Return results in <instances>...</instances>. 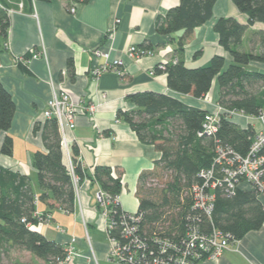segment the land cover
<instances>
[{"label": "crops", "instance_id": "obj_1", "mask_svg": "<svg viewBox=\"0 0 264 264\" xmlns=\"http://www.w3.org/2000/svg\"><path fill=\"white\" fill-rule=\"evenodd\" d=\"M5 1L10 28L7 40L0 46V82L11 94L16 110L9 131L0 133V147L6 135L13 139V155L0 154V166L23 175L36 173L33 154L46 148L41 133H35L34 127L45 122L43 112L54 89H64L78 107H86L90 102L97 105L94 114H78L76 126L66 129L69 153L63 151L64 164L68 166L69 155L73 158L72 149L77 146L78 160L91 174L98 166L112 168L121 175L120 208L136 212L140 206L139 178L144 171L153 169L162 154L155 145L142 142L128 123L118 119L120 110L136 109L127 97L154 92L210 113L216 112L218 107L217 81L205 98L197 99L172 91L167 85V75L154 73L157 65L174 59L177 39L182 33L161 35L158 26L180 0H88L79 3L75 13L70 11L73 2L67 0ZM222 17H233L242 24H247L248 20L233 0H217L213 18L196 28L185 43L184 61L188 67H206L215 55L231 62L230 54L220 45L219 34L214 29L216 21ZM258 30H264L263 23L257 22L248 29L244 50H252V33ZM143 45L153 54L139 60L126 55L131 46ZM97 49L109 52L111 60H123L125 74L109 71L94 79L89 70L96 63L93 52ZM29 52L40 56L29 60L26 72L16 58ZM70 60L74 64V77L69 72ZM104 62L105 59L100 58L99 63ZM251 66L264 73L262 65L253 63ZM230 119L242 128L251 125L255 130L261 128L257 119L247 115ZM78 187L80 202L76 199L74 213L50 209L48 204L38 201L37 216L46 214V217L33 230L65 248L75 237L73 244L80 256L71 264H110V219L95 201L100 187L88 178L78 183ZM259 199L264 206V196ZM30 257L31 264H47L36 256L30 254ZM204 264H264V223L259 230L250 231L233 243L219 259L206 260Z\"/></svg>", "mask_w": 264, "mask_h": 264}, {"label": "trees", "instance_id": "obj_2", "mask_svg": "<svg viewBox=\"0 0 264 264\" xmlns=\"http://www.w3.org/2000/svg\"><path fill=\"white\" fill-rule=\"evenodd\" d=\"M67 1L85 3L88 0ZM216 2L180 0L178 6L167 12L159 23L158 33L182 34L177 39L174 59L157 65L154 73L166 74L167 85L172 91L197 99L205 98L217 81L218 105L226 111L256 118L264 111V73L251 65L257 63L264 67V30L252 33V50H244L243 42L250 27L257 22L264 24V0H233L239 11L248 17L247 24L233 17H222L216 21L214 29L219 34L220 45L232 58L230 63L223 56L215 55L206 67L190 68L185 64V43L196 28L213 18ZM9 28L8 5L5 0H0V46L7 40ZM256 46L257 50L254 49ZM143 47L148 48L146 45ZM24 57L32 59L33 53L29 52ZM19 65L28 71L24 64ZM68 67L71 77H74L72 60ZM127 99L136 109L120 110L118 119L128 123L142 142L155 145L162 154L153 169L144 171L139 178L137 196L144 220L138 237L144 245L157 253L158 245L152 241L153 238L167 237L176 241L194 226L207 231L215 227L230 234L234 242L263 226L261 195L247 184L238 187L232 196L217 192L211 219L204 214L198 218L200 222H191L196 214L192 212L190 192L194 184L201 182L200 172L213 165L218 144L229 145L234 151L246 155L255 134L252 126L242 128L225 113L216 134L199 137L208 111L154 92L131 94ZM15 110L11 94L0 82V133L11 128ZM34 132L41 133L46 148V151L33 154L32 165L36 173L23 175L0 166V262L13 249L27 251L47 264H58V260L66 255L64 246L31 228L46 217V214L40 218L37 216L38 201L48 204L50 209L59 208L68 213H74L76 207V187L68 166L63 162L62 137L57 121L47 119L36 124ZM13 148V139L6 135L0 154L12 156ZM72 151L79 183L88 178L113 198L121 194L123 186L118 172L98 166L91 174L78 160L79 148L74 146ZM152 177L161 182L160 187L147 186ZM98 207L101 209L99 204ZM110 209L118 211L120 208L111 206ZM109 236L121 240L118 229L109 232Z\"/></svg>", "mask_w": 264, "mask_h": 264}, {"label": "built area", "instance_id": "obj_3", "mask_svg": "<svg viewBox=\"0 0 264 264\" xmlns=\"http://www.w3.org/2000/svg\"><path fill=\"white\" fill-rule=\"evenodd\" d=\"M80 2H73L70 7L72 13L76 12V6ZM95 56L94 65L89 72L94 79H98L103 73L113 71L119 75L125 74L124 62L121 59L111 60L110 53L97 49L93 52ZM151 49L143 46H131L126 55L130 59L139 60L145 56L152 55ZM39 53L33 52L32 58H38ZM100 58H104V63H99ZM30 59L24 56L17 57L16 61L26 65ZM167 63V62H166ZM164 63H161L162 65ZM97 105L90 102L86 107H78L72 100L71 94L64 89H54L51 99L43 112L44 118L55 119L62 137L63 151L69 153L68 143L65 138L66 129H73L76 126L78 114L86 112L94 114ZM227 113L229 117L238 114L226 111L218 105L217 111L208 113L202 125L199 137L212 136L217 133L221 116ZM255 119L261 123V128L255 130L251 147L246 155H242L229 145H219L215 149L213 157L214 163L208 169H203L199 177L200 183L194 184L190 192L192 198L193 223L200 222L198 218L207 215L211 219L215 209L217 192L220 194L234 195L236 189L243 184L256 189L264 196V111ZM68 169L73 176V180L78 193L79 177L75 174V164L69 155ZM148 187H160L161 182L152 177L148 180ZM78 199V195L76 197ZM95 201L102 208L103 214L108 216L110 224L108 232L119 230L121 240L111 239L112 248L109 253V260L115 264H204L206 260H217L232 243V237L215 227L210 231L201 230L194 226L192 230L186 231L185 235L172 241L169 238H153L152 241L158 245V252L144 245L145 243L138 237L140 225L144 220L143 213L139 211L127 212L120 208L118 196L113 198L103 190H99L95 196ZM111 206L120 208L110 209ZM117 219H114V218ZM119 224V225H118ZM36 229V226H31ZM75 239L66 248L64 258L58 260V264H71L80 256L79 251L74 246ZM149 255V256H148Z\"/></svg>", "mask_w": 264, "mask_h": 264}, {"label": "rangeland", "instance_id": "obj_4", "mask_svg": "<svg viewBox=\"0 0 264 264\" xmlns=\"http://www.w3.org/2000/svg\"><path fill=\"white\" fill-rule=\"evenodd\" d=\"M79 193H80L79 191H78V193L76 192V197L78 195V201L80 202V194ZM73 239H75V241H76L75 237H72L71 240H73ZM30 254H29V252L24 251V250L13 249L9 253L5 254L2 257L0 264H31L32 259L30 257ZM110 264H115V263L111 262Z\"/></svg>", "mask_w": 264, "mask_h": 264}]
</instances>
